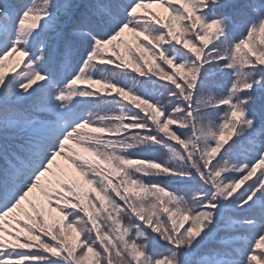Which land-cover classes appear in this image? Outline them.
I'll use <instances>...</instances> for the list:
<instances>
[{
	"label": "snow or ice",
	"instance_id": "obj_1",
	"mask_svg": "<svg viewBox=\"0 0 264 264\" xmlns=\"http://www.w3.org/2000/svg\"><path fill=\"white\" fill-rule=\"evenodd\" d=\"M0 264H264V0H0Z\"/></svg>",
	"mask_w": 264,
	"mask_h": 264
},
{
	"label": "rangeland",
	"instance_id": "obj_2",
	"mask_svg": "<svg viewBox=\"0 0 264 264\" xmlns=\"http://www.w3.org/2000/svg\"><path fill=\"white\" fill-rule=\"evenodd\" d=\"M11 64H12V63H11ZM13 65H14V64H13ZM13 65H12V66H13ZM9 67H10V65L6 64V68H5V71H6V72H8ZM11 70H12V69H11Z\"/></svg>",
	"mask_w": 264,
	"mask_h": 264
},
{
	"label": "trees",
	"instance_id": "obj_3",
	"mask_svg": "<svg viewBox=\"0 0 264 264\" xmlns=\"http://www.w3.org/2000/svg\"><path fill=\"white\" fill-rule=\"evenodd\" d=\"M12 63V64H11ZM15 63V60L13 59L11 62H7L6 64H8V65H13ZM61 163H63V162H61Z\"/></svg>",
	"mask_w": 264,
	"mask_h": 264
}]
</instances>
